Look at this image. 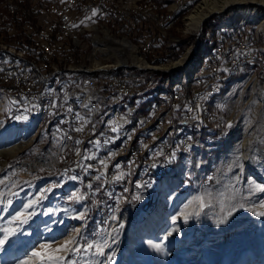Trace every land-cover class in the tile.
I'll return each instance as SVG.
<instances>
[{
    "label": "rangeland",
    "instance_id": "1",
    "mask_svg": "<svg viewBox=\"0 0 264 264\" xmlns=\"http://www.w3.org/2000/svg\"><path fill=\"white\" fill-rule=\"evenodd\" d=\"M3 1L0 0V4ZM79 2L80 0H73V3ZM195 2L193 6L190 3L188 9L182 11L185 13L177 16L175 21L170 19L166 27L161 29L159 33L163 39L160 43L163 47L168 46L169 53L171 50L175 53L179 52L174 54V60L185 58L183 67H180L182 69L175 70L171 74L166 70L168 75L155 69V71H152L154 83L149 86V91L136 90L134 91V98L122 101L118 98L117 101H106L104 98H98L95 105H92L93 113L85 110L82 104L79 103V106L82 107L80 117L82 113L91 116L94 114V116L101 117V119L98 118V120L100 119L99 122L94 121L102 125V116H105L106 119L109 110L105 111V108H110V105L117 102L116 105H121L119 115L122 118L132 119L130 116L131 108L128 104L131 101L139 103L140 101H148L147 114L152 109V103L158 101V97L163 100L169 99V95L164 92L156 95V92L165 90L162 88L164 73L168 77L174 76V79H179L183 73H187L188 68L198 61L199 51H202L203 48H206L205 53L210 51L218 41V34L231 37V33L244 30L245 34H249L250 40L253 39L251 42L258 44V47H254L250 51L253 56L259 59H255L252 63L248 62V69L240 77L236 79L226 78L220 94L204 96L213 106L217 104L220 110L224 111L228 121L232 122L229 131H223L220 137L214 136L213 132L209 130L203 131L200 135H191L189 140L198 141L205 145L204 151H206V154L191 155L187 160H183L184 162L179 161V159L174 160L171 168L174 170L166 171V174L162 171L157 178H154L152 174V171L156 169H147V166L144 165L145 175L151 176L147 178L143 173H140L148 179L146 185L149 188V200L145 201L142 208L136 210L133 205L126 202V197H123L125 194L123 186H115V183L105 184L103 186L105 192L116 197L114 202L115 211L119 217H115L108 214V210L104 209L110 208L109 203H106L105 200L101 202V205H97L99 206L98 211L93 212L97 202L95 199L98 195L97 191H91L84 187L83 200L75 201L77 203L69 201L65 191L68 189V185L72 183L76 184L77 187L83 185L87 187L88 185L84 176L80 173L73 174L68 169L69 177H76L68 180L66 173L48 174L44 167L40 168L37 175L34 174L33 168L39 163L33 167H26L25 164L33 162L34 155L50 158L42 157L36 162L46 160L52 165L58 159L60 163H64L63 160H69L68 151L73 150V142L66 135L67 133H63L66 149L60 151L51 142L50 137H46L43 121L41 119V122L39 119L40 113L35 115L29 113L27 117H24L23 114L19 116L15 107L21 104L6 96L9 100L7 106L6 98L1 99L4 92L2 93V90H0V102L4 100L3 105L0 106V181H2L0 183V201H3V203H0V229L5 227L17 229L13 235L7 238L5 244L0 245V264H3L4 261L7 264H19L21 260L30 257L34 251H40L42 256L64 255L67 264H230V262H232L231 264H264V260L261 259L263 256L262 245L264 244V215H260V213H264V179L249 178L243 170L247 159L261 158L258 168L264 176V24L261 26L260 22L261 20L264 21V14L255 16L257 18L253 16L247 18V13L255 4H248L247 2L242 7L234 4V6L228 7L222 12L211 14L203 19L202 22H205L202 29L201 27L188 29L187 17L201 0ZM33 3L34 0H25L23 4L16 7L17 12L9 13V23L15 22V19L22 26L31 28V31L25 30L28 34L33 35L32 40L35 38L34 34L40 33V27L42 31L48 29L43 22V19L46 18L45 12V15L40 12L35 15L27 13L23 17L21 16L22 13L19 11H23V5H28V7H25L27 11ZM176 3L177 0H173L168 6L161 8L163 3L159 0H137L136 2L135 0L133 2H130V0H123V2L108 0L106 7L108 9L107 13H114V6L117 10H121L117 14L146 13V16L149 17L144 20L142 31L145 30L144 28H148L151 29L148 30L151 33L154 30L159 13L161 17L169 16L170 18L180 12H171ZM127 4H130V6L127 7ZM3 9L4 7L1 5L0 14ZM43 9L48 10V4ZM102 18L101 15L90 16L88 18V21H91L88 23L89 26L79 30V33L60 32L59 40L65 49L74 46L76 50H83L90 44V50L93 54L77 55V53H70L63 60L55 57L47 62V66L42 71L51 73L53 71L52 66H64L65 59L66 65H83L88 70L92 69L91 65H93L95 59H99L102 64L106 62L108 64L113 63V57L108 55L109 50L104 51V47L110 45L111 48L113 46L109 41H104V31L107 30L110 38L113 36L116 42L123 38L130 41L132 32H125V27L122 28L119 23L112 24L108 22L107 26L100 27L99 25H103ZM179 18L181 23L177 24ZM26 22H28V25L25 24ZM90 26L91 29H89ZM106 27L108 29H105ZM57 31H59L58 27L55 33ZM3 42L5 41H3L0 34V43ZM141 44H143V51H147V46L151 47L150 41H141ZM179 44H181V47L177 50L176 47ZM122 49L125 50L124 47ZM122 51L119 50V52ZM141 56L147 65L152 64L158 58L153 60L151 55ZM171 61L173 60L171 59ZM155 65L151 67H155ZM135 67L142 68L138 65H135ZM62 78L72 84V77ZM56 82L57 79L45 81L43 86L44 88L57 89ZM186 83H190L188 86L183 85L186 89L194 88L191 86L189 78ZM227 85L231 86L228 91H225L224 86ZM167 103L169 104L167 111H172L173 107L170 108V102L167 101ZM21 106L23 107V105ZM95 106L99 112H94ZM22 109L26 111L25 108ZM27 112L30 111L27 110ZM163 115L165 114L161 116ZM152 116L154 117V115ZM150 117V114H147V121ZM48 121L49 127L59 126V121H56V119H48ZM171 123L170 116L168 123L164 121V124L160 125L161 145H177L183 142L182 137L179 136L175 128L171 129ZM125 124L128 123L125 122ZM113 129V126L102 127V134L108 130L114 133ZM85 130L94 131V127H85ZM141 133L143 135L141 139H146L148 133H153V129L151 127L143 128ZM115 134L113 140L110 138L107 140L110 143L104 148H102V141H93L90 145V152L94 151L95 156L96 153H99L97 158H103L104 155H113L112 153L115 152L113 149L117 146L115 144L118 143L119 139H122V136H127L124 133ZM128 139L127 151L117 157V162L121 161L120 170L123 177L134 179L139 173L134 167L135 149H129V146H132V140L131 138ZM195 142H190L187 148L181 151L184 158H186L188 151ZM161 145L158 142L151 143L150 153H160ZM17 147L19 148L17 149ZM139 147V155H146V145H139ZM12 148H16V150L11 153ZM126 155L129 158L123 164ZM193 158L194 160H192ZM211 158L213 160L212 168L208 173L203 167L196 169L192 166V162L195 160ZM160 163L162 162L155 163V166ZM181 168L183 171L190 170L188 176L185 173V178L182 176L175 177L178 174L174 171ZM111 169L119 173L118 165L109 164V173L110 171L114 173ZM160 170L164 169L161 168ZM201 173L206 174L202 177L201 187H190L192 183L189 184V182L190 179H193V175H200ZM55 180H62L65 183H54ZM163 181H166L169 198L167 206L158 211L159 200L164 192ZM177 183L180 184L178 187ZM49 188H51V191H45ZM117 188L119 189L117 190ZM102 189H100L101 194L104 195ZM41 192L45 193L43 198L40 197ZM198 196L204 197V206L196 201L195 198ZM34 199H39L40 203L28 210L34 212L28 223L19 225V227L15 224L9 225L8 222L12 217L18 211L23 210L22 206ZM8 200L12 201L10 205L7 203ZM167 208H170V216L166 215ZM242 208L249 210L246 216L239 214L238 211ZM81 213L86 216L85 220L76 218ZM182 213L187 214L188 218L185 219L181 215ZM108 215L109 218H107ZM103 218L105 223L102 222ZM36 225L40 233L34 234L33 227ZM77 230L79 231L78 239L82 246L89 241L99 243L106 241L107 247L104 249V255L97 256L94 254L95 250L85 252L83 249L78 254L56 252V247L63 244ZM45 231H48V233L44 235ZM3 235V232H0V238H3ZM183 237H185L186 243L181 248L179 240ZM44 244L51 245V248H41ZM156 245L160 247L158 248ZM108 256H112L111 261H108ZM33 259L35 264H40L38 257Z\"/></svg>",
    "mask_w": 264,
    "mask_h": 264
},
{
    "label": "built area",
    "instance_id": "2",
    "mask_svg": "<svg viewBox=\"0 0 264 264\" xmlns=\"http://www.w3.org/2000/svg\"><path fill=\"white\" fill-rule=\"evenodd\" d=\"M43 1L48 3V10H38L35 4H33L30 10L19 12L29 14H33V11L45 12L46 19L49 20V27H58L59 32L79 33V30L89 26L88 17L90 16H104V23L99 26H106L108 18L116 16V14L121 11L116 10V6H114V13H107L106 6L108 5V0H80V3H73V0ZM187 1L189 0H179V6H184ZM164 5L165 4H162L161 8H163ZM17 11L16 8H12V1L10 0V5L4 8L3 12L0 14L1 31L8 32L7 29L18 27L19 29L30 30L20 23H9L7 13ZM147 16L145 13L142 17L132 16L131 20L119 22V25L129 24L132 27V38L129 43L133 44V53L146 56L157 55L158 57L169 54L168 46L163 47L161 43L157 42L158 33L165 27L164 25L169 19V17H161L160 13L157 15V22L154 25V30L150 34L149 41L151 42V49L143 51V44L140 43V32ZM204 22L205 21L201 23V28ZM39 30L42 32V28H39ZM34 36L38 40V34H34ZM218 40L221 42V49L218 53H213L210 65L202 69V75L193 89L180 90L179 86L170 87V89L174 91V101L171 103L173 111H164L162 103H157L158 108L150 109V112L147 113H154V120L147 121V114H140L138 112L137 104L142 103L133 101V103L128 104L131 108L130 116L136 115V123L124 124L119 114L113 116V119H105L104 116H102V125H95L94 131L85 130L82 117H80L79 103H85L86 97H105L106 100L117 101V96L113 92V86L117 85H120L122 87V92L125 93L133 92L134 90H144L147 92L149 86L154 83L152 71L155 70H142L123 62V64L115 67L116 77H106L105 74L93 75L92 72H72V68L51 73L42 71L43 62H46L51 56H67L70 53H77V55L93 54L92 50H90L89 43L83 50H75L73 46L69 48L67 52L55 53L54 44L60 43L58 41V34H56L54 37L47 38V40H38L39 48L32 49V52L43 51V58H40L39 62L31 63L26 61L27 67H19V64L11 63L12 74L2 75L0 68V77L6 76V78L15 79V85L3 84L14 97L23 96L25 98L28 111L33 112L39 104L47 105L48 113L43 119L46 137H50L51 142L55 144L60 151L61 149H65L66 143L63 141V133H71L73 150L68 151V158L70 159V156L73 155L75 158H79L83 161L81 169L85 179L88 180V186L93 187L92 189L95 191H99L95 186L100 189V187H103L107 183H115V186L122 185L126 193V202L133 205L137 210L139 207L145 205V201L149 200V188H146L147 179L141 174H137L136 179L124 178L120 171L121 161L117 162L116 157V154H119V150L113 155H104L103 158H97L95 157V152H90V145L92 141H103V146L109 144L110 142L106 141V135L102 134V127L113 126L115 129L114 133H127L128 138H131L132 146H129V149H135L136 165L146 164L147 167H155V162H162L164 166H168L173 160H177V153L186 147L188 142L195 141H183L177 145H161V114L169 113L171 115L173 128L176 124L193 123L198 127L201 126L202 130H210L213 132L214 136H221L223 131H229L232 122L228 121V118L224 115V111L220 110L217 104H214L215 108L212 117L204 118L201 103L204 100V96L207 95L208 90L217 89L221 83H224V79L227 76H230L234 71H238V63L254 61V59L259 58L251 54L249 34H245L244 30L231 33V39L228 41H223L221 38H218ZM12 42L16 43L17 50L7 51L2 49L6 51V57H8V54L18 55V48L31 49V47L26 46V43L22 41V39H18V36H13ZM122 55L123 53L117 52V56ZM19 59L26 60V58L22 56H19ZM19 68H26V75L18 76ZM35 69L39 75L40 83L32 84L28 78V71ZM68 76L72 77V84L64 85L62 77ZM52 79H57V89H52L51 92H43L42 84ZM86 109L91 110L93 113V109H91L88 104H86ZM108 109L110 108H105V111ZM53 118H59V126L48 127V119ZM150 127L153 129V138L138 139V132L143 128ZM79 128L83 130L77 131ZM151 142L160 143V153H150ZM139 145H146V155H138ZM33 157V162L38 161V159L42 157L48 158L40 155H34ZM67 161L68 160H63L64 163H67ZM101 161L104 163L102 164ZM61 164L62 163H60L58 159L57 162L54 164L52 163V165L39 163L33 168V173L37 175L40 168L44 167L48 174L66 173L68 175V180H71L72 177H69L68 168L65 167L60 169ZM109 164H117L119 166V173H109ZM118 176H122V178L116 179ZM53 182L61 183L63 181L55 180ZM115 198L113 194H104L102 201H109L110 208H104L108 210V214L119 217L116 215L115 211ZM107 218H109V215Z\"/></svg>",
    "mask_w": 264,
    "mask_h": 264
},
{
    "label": "bare ground",
    "instance_id": "3",
    "mask_svg": "<svg viewBox=\"0 0 264 264\" xmlns=\"http://www.w3.org/2000/svg\"><path fill=\"white\" fill-rule=\"evenodd\" d=\"M11 1H12V8H16L17 6L23 4V2H24V0H11ZM194 1H199V0H189V1L186 2V4L184 6L181 7V6H179V0H177V3L174 4L173 11H171V12H174V11H180V12L186 11L188 9V5L190 3H192V2H194ZM130 2H133V0H130ZM247 2H248V4H250V3L251 4H255L251 8L250 12L247 13V15H246L247 18H249L251 16L255 17V16H260V15L264 14V0H201V2H199L197 5H195V7L192 10L191 14L187 17L188 29H191V28L198 29L202 25L201 24L202 20L207 18V17H209L211 14L222 12V11L226 10L228 7L234 6V4H237L240 7H242L243 4H246ZM33 4H35V7L38 10H44L43 8L45 7V5L43 4V0H34ZM33 4H31V5H33ZM1 5H2V7L6 8L7 6L10 5V0H4L2 2V4H0V6ZM126 6L127 7L130 6V4H127ZM163 8H165V7L163 6ZM30 9H31V6H30L29 10ZM116 10H117V8H116ZM23 11H26L25 7H23ZM106 11H108L107 7H106ZM13 13H15V12H13ZM37 13H40V11H33L34 15L37 14ZM42 13L44 14V12H42ZM22 14H21V16L23 17L27 13H22ZM7 15H8V20H9V13H7ZM121 16H123V15H121ZM147 17H149V16H147ZM115 18H116V16H115ZM255 18H257V17H255ZM108 19H110V18H108ZM43 22H44V24L47 25L48 29H47V31H42V32H40L38 34V40H47V38L54 37L56 34H58V41L60 42V40H59L60 32L57 31L55 33V30H56L57 27H49V20H47L46 18L43 19ZM260 22H261V26H262L264 24V21L261 20ZM25 24L28 25V22H26ZM167 24H168V22H166L164 26L166 27ZM87 27H85V28H87ZM100 27H105V26H100ZM85 28H83V29H85ZM29 29H31V28H29ZM105 29H108V27H106ZM22 30H24V29H22ZM7 31H8V29H7ZM2 32H5V31H2ZM2 32H1V29H0V34ZM6 33H8V32H6ZM104 33H105V37H104L105 40L104 41L105 42L109 41L111 44H113V46L111 48H110V45L104 47V51L106 52L107 50H109L108 55L109 56L111 55V57H113V63L108 64L106 62V63L102 64L99 61V59H95L93 61V65H91L92 69L88 70L83 65L82 66H79V65H74V66L73 65H66L67 63H66V59H65L64 66L54 65V66H52V68H53L52 72H57V71H60V70H67V69L72 68V72H83V73L84 72H92L93 75L105 74L106 77H116L115 76V67L117 65L123 64V62H126L127 64H129L130 61H132V63H130V64H132L134 66L138 65V66L142 67L141 69H143V68L145 70H148V69L155 70L156 69L157 71L160 70L161 72H165L166 74L168 73V72H166V70L169 71L170 74H171L173 71L178 70V69H182L180 67H183V63H184L185 58L174 60V59H172V57L165 56V55H169V54H164V55H162L160 57H158L157 55H151L153 60H155L157 57L158 58L152 64L147 65L144 62L143 57L140 54L133 53V44L132 43L130 44L129 40H126V38H123L122 40L120 39V40H117V42H116L115 39H113L114 38L113 36L110 38V36L108 35V31L107 30H105ZM218 37L221 38V40H223V41H228V40L231 39V37H225L224 35H221V34H218ZM249 39H250V37H249ZM38 40L35 37L34 40H32V42H30L31 44L27 45V43H26V46L31 47V49H29V48H18V55L8 54V57H6V51H4L2 49H5L7 51H16L17 50L16 45H14V44H6L5 42L0 43V61H1L0 62V68H1L2 75L3 74L4 75H11L12 74L11 63L19 64V67H27L26 61L31 62V63L39 62V59L43 58V51H34V52H32V49L39 48ZM252 40L253 39L250 40V50L252 48H254V47H258V44H255L254 42H251ZM157 42H158V39H157ZM140 43H141V40H140ZM97 44L99 45V43H97ZM54 45H55V53H64V52H67V50H68L67 48L65 49V47L62 46L61 42L60 43H56ZM122 47H124L125 50L122 49ZM150 49H151V47L147 46V51L150 50ZM220 49H221V42L219 40L212 46V48L210 49L209 52L205 53L206 48L205 49L203 48V50L199 51V53H198L199 54L198 61L193 66L188 68L187 69V73H183L179 79H174L173 78L174 76L168 77L167 76L168 74L166 75L164 73L163 77L167 76V78L164 79V81H162V86H163L162 88L165 89V90L164 91H160V92H156V95H158L161 92H164L165 94L169 95V99L163 100L162 98L158 97V101L152 103V105H151L152 109L158 108L157 107V103H162V107L164 106L163 107L164 111H167L169 109V104L167 103V101L170 102V104L173 103V101H174V91L171 90L170 87H178L179 86L180 90L181 89H186V87H184L183 85L188 86V84H190V83H186V80H188V78L191 81V86L195 87L197 85V83H198V80L200 79V77L202 75V69L205 66L210 65L211 58L213 57L212 56L213 53H218ZM119 50L120 51L124 50L126 52L122 51L121 53H123V55L122 56H117V54H115V53L119 52ZM72 54H74V53H72ZM19 56H22V57L26 58V60L25 59H19ZM55 57L56 58L59 57L60 59L62 58V60H63V58H65L67 56H51V58H49L46 62H43L42 70L47 66V62L49 60L54 59ZM171 59L173 61H171ZM168 60L171 61V62H169ZM248 62L252 63L254 61H245V62L238 63V71H234V73H232L230 76H227L226 78H231L233 74H236L237 72H242V71L247 70L248 69ZM152 65H155V67H151ZM93 69H101V70H93ZM19 75H26V68H19L18 69V76ZM152 75H153V72H152ZM68 77H71V76H68ZM28 78L30 79V82L32 84L40 83V78H39V75H38L36 69L28 71ZM225 79H224V81H225ZM52 80H54V79H52ZM48 81H51V80H48ZM3 83H7V85H15V79L14 78H6V76L0 77V90H2V92H4L7 96L11 97L14 101H17L18 103H20L21 105H23L25 107L28 106L26 101H25V98L23 96L14 97L11 94V92L6 89V86ZM44 83L42 84V91L43 92H51L50 90L52 89V87L44 88V86H43ZM223 85H224V83H221L217 87V89L208 90L207 91V95L220 94V92L223 90ZM191 89H193V88H191ZM134 91H136V90H134ZM134 91L125 93V92H122V87L120 85L113 86V92L115 93L117 98L120 99L121 101L124 100V99L134 98L135 97ZM147 91H149V88H148ZM101 98H104L106 100L105 97H101ZM96 101H98V98L86 97V102L85 103H81V104H82V106L84 107L85 110H87L86 109V104H88L89 107L91 109H93L92 105H95ZM3 102H4V100H1L0 106L3 105ZM116 103L117 102H115L114 104L110 105L111 107L108 110L106 119H109V118L113 119V116H117V114H119V109H120L121 105L120 104L116 105ZM201 105H202L203 117L204 118H211L212 114H213V111H214V108H215V105L213 106V104L209 103V101H207L205 98L202 101ZM137 107H138V105H137ZM172 107L173 106L171 104L170 108H172ZM79 109H82V107L79 106ZM94 109H95L94 112L96 113L98 111V108H96V106H95ZM87 111H91V110H87ZM32 113H33V115H35L36 113H40L39 119H40V121H41V119L43 121L42 116L44 117L48 113L47 105L46 104H39V106L36 108V110H34ZM168 114L169 113H166L165 115L160 117V125L164 124V121L166 123H168V119L171 116L170 114L169 115ZM152 115H154V113H150V116L152 118L150 117L149 121L150 120H154V117ZM134 116H136V115H134ZM104 118H105V116H104ZM54 119L55 118H53L52 120H54ZM56 121H59V118H56ZM122 121H124V124H125V122L128 123V124L136 123L135 118L133 120V119H127L126 117H124V118H122ZM103 127H108V126H103ZM174 128L178 132L179 136L182 137L183 141H188L190 139L191 135H193V134L200 135V134H202L203 131H205V130H202L201 126L198 127V126H196L193 123L176 124ZM144 129H146V128H144ZM171 129H173V127ZM118 133H123V132H118ZM125 134H127V133H124V135ZM66 135L69 137V139H71V133L70 132L67 133ZM104 135H106V141L109 140V138L111 140H113V138L116 136L115 133H113L112 131H109V130L106 131V133H104ZM110 135H115V136H110ZM142 137H143V135H142L141 130H140L138 132V139H141ZM216 137H220V136H216ZM121 138L122 139H119L118 143L115 144L117 146L114 147V149H113L115 152L112 153V154L117 153L118 150H119V154H116V157H118L121 154H124L127 151L126 147H127V143H128V140H129L128 139V135L125 136V137L122 136ZM160 138H161V136H160ZM151 143H157V142H151ZM189 143L190 142H188V144ZM91 145H92V143H91ZM106 145H108V144H105V146H103V141H102V148L106 147ZM18 148L19 147H17V149ZM139 148L140 147L138 146V149ZM185 148H187V146L184 147L183 149H185ZM65 149H66V143H65ZM15 150H16V148H12V150H10V152L12 153ZM181 151H179V152H181ZM138 155H139V153H138ZM177 155H178V153H177ZM128 158H129L128 155H126L123 164L125 163V161H128ZM260 160H261V158H258V159L249 158V159H247L246 163H245V167L243 169L244 170V174L246 176H248L249 178L250 177H252V178L257 177L258 180L259 179H264V176H262V174L260 172V169L258 168L259 164L261 162ZM37 163H43V164H46V165H50V163H48V161H46V160L39 161V162H30V163L25 164V165H26V167H28V166L29 167H33V166H36ZM155 163H158V162H155ZM144 165H146V164H137L136 165V160L134 161V167L138 171V173L139 174L143 173L144 176H146L147 178H150L148 174L145 175V169L143 168ZM160 167L162 169H164V164L160 163L158 166H155V167L152 166V167H146V168L147 169H155V168L158 169ZM111 170L114 173H116V170H114V169H111ZM118 170H119V166H118ZM184 171H186V170H184ZM108 172H109V170H108ZM110 173H112V172L110 171ZM160 173H162V172H160ZM160 173H158V175H160ZM68 174H69V172H68ZM136 178H137V176H136ZM136 178H134V179H136ZM147 181H148V179H147ZM175 181H176V179L174 180V182ZM162 185H163V188H164V192L161 195L160 200H159L160 201V205H159L158 211H159V209H163V208H165L167 206L166 204L168 203V198H169V191H168V188H167V185H166V181L165 182L163 181ZM120 186H122V185H120ZM146 188H147V185H146ZM125 195H126V193H125ZM107 203H109V201ZM114 205H115V203H114ZM142 207L143 206H141L139 208H142ZM166 211H167L166 215L170 216V214H171L170 208H167ZM248 211L249 210L247 208H242L238 212L242 216L243 215L246 216ZM38 231H39V228L37 227V225L34 226L33 227V233L34 234L40 233ZM47 233H48V231L47 232L45 231L43 234L45 235ZM185 243H186L185 237H183V238H181L179 240V245L181 246V248L185 245ZM262 247H263V251H262L263 256H262L261 259L264 260V244L262 245ZM221 257H223V256H221ZM231 263L232 262H230V264ZM3 264H7V262L4 261Z\"/></svg>",
    "mask_w": 264,
    "mask_h": 264
},
{
    "label": "snow or ice",
    "instance_id": "4",
    "mask_svg": "<svg viewBox=\"0 0 264 264\" xmlns=\"http://www.w3.org/2000/svg\"><path fill=\"white\" fill-rule=\"evenodd\" d=\"M18 119L20 117H17ZM82 128L77 129V131H82ZM115 131V129H113ZM174 158V157H173ZM103 164L104 162L101 161ZM76 177H72V179H75ZM99 178V177H98ZM122 176L116 177V179H121ZM2 183V181H0ZM45 191H51V188L46 189ZM44 192H41L40 197H44ZM70 200L73 201H78L84 199L82 195H77L73 194L69 197ZM196 201H199L201 206H204V197L203 196H198L195 198ZM0 203H3V201H0ZM7 203L10 205L12 203L11 200H8ZM40 203L39 199H34L29 201L28 203L24 204L23 210L18 211L16 215L12 217V219L8 222L9 225L15 224L17 227L22 224L28 223V220L34 215V212L28 211L29 209H32L35 205H38ZM181 215L184 216L185 219H187V214L182 213ZM260 215H264V213H260ZM77 219L80 220H85L86 216L81 213L79 216L76 217ZM16 228L12 227H5L0 229V232H3V238H0V245H3L7 242V238L11 235H13L16 232ZM79 237V231L70 236L67 240L63 242V244L58 245L56 247V252L58 253H66V252H71V253H80L81 250L83 249L85 252H91L92 250H95V255L97 256H103L104 255V249L107 247V242L105 241L104 243H99L96 241H89L85 242V244L82 246L80 244V241L78 239ZM156 247H160L159 245H156ZM43 249H49L51 248V245L44 244L41 246ZM39 258L40 259V264H67L66 258L64 255H41L40 251H34L30 257L21 260L19 264H35V261L33 258ZM108 261H111L112 256L107 257Z\"/></svg>",
    "mask_w": 264,
    "mask_h": 264
},
{
    "label": "crops",
    "instance_id": "5",
    "mask_svg": "<svg viewBox=\"0 0 264 264\" xmlns=\"http://www.w3.org/2000/svg\"><path fill=\"white\" fill-rule=\"evenodd\" d=\"M117 1H119V2H123V0H117ZM137 0H135V2H136ZM163 4H165L164 5V7H166V6H168L169 4H167V3H164V2H162ZM89 22H91V21H88V23ZM89 29H91V26L89 27ZM70 81H65V80H63V84H65V85H68V84H71V83H69ZM56 84H57V82H56ZM3 93V92H2ZM5 95V96H4ZM4 95L3 96H1V99H4V98H6V100H7V103H6V105L8 106V104H9V100H8V98L6 97L7 95L4 93ZM16 109H17V112H18V115L20 116V115H22L23 114V116L24 117H27V116H29L28 114L30 113V114H33L32 112H27V110H28V106L27 107H25V106H21V105H16V107H15ZM22 108H25L26 109V111H23V109ZM81 117H82V120H83V123H84V125H85V127H94L95 125H99L96 121H98L99 122V120L101 119V117H97V116H91V115H87V114H83L82 113V115H81ZM31 118H33V117H31ZM35 118V117H34ZM45 118V116L43 117V119ZM98 118H100L99 120H98ZM94 120H96V121H94ZM49 122V121H48ZM103 133V132H102ZM151 138H153V133H148L147 134V136H146V139H151ZM199 146V148H197ZM204 144L203 143H201V142H198V141H196L194 144H193V146L190 148V151H188V154H187V156H186V158H184L183 157V152H181V153H178V155H177V159H179V161H183V160H187L188 158H190L191 157V155H197L198 153L199 154H202V155H205L206 154V151H204ZM195 150H198V151H195ZM193 154H192V153ZM198 158V157H197ZM196 159V158H195ZM192 160H194V158L192 159ZM212 158L211 159H207V160H203V159H200V160H195L194 162H192V166H193V168H196V169H200V168H204L206 171H207V173L211 170V168H212ZM174 162V161H173ZM170 163L168 166H164V170H160L161 168H159L158 170H153L152 171V174L154 175V178H157L158 176V173H160V172H162V171H164V173L167 171H169V170H174V169H171L172 167H173V164L174 163ZM184 162V161H183ZM181 163V162H180ZM155 169H157V168H155ZM190 171V170H189ZM188 170L186 171V172H184L183 170H182V168L181 169H179L178 171H174V173L175 172H177V174L178 175H175V177H180V176H182L183 178H185L186 177V175L188 176V172H189ZM182 172V173H181ZM171 173V172H170ZM173 173V172H172ZM185 173H186V175H185ZM166 174V173H165ZM168 174V173H167ZM181 174H183V175H181ZM185 175V176H184ZM151 175H149V177H150ZM204 176H206V174H200V175H197V174H194L193 175V179H190V182H189V184L190 183H192V185L190 186V187H195V188H199V187H201V183H202V177H204ZM191 181H194V182H191ZM181 182V181H180ZM179 182V183H180ZM63 183H65V182H63ZM179 183H177V187L180 185ZM68 184V183H67ZM73 184V183H72ZM68 185L69 187H67L68 189H66L65 191H66V195H67V198L68 197H70L71 195H73V194H80V195H82L83 197H84V187L85 188H88V189H90L91 191H95V190H93L92 188L93 187H90V186H88L87 185V187H86V185H83V186H81V187H77V185L76 184H73V185ZM95 188H97L99 191H97L98 193V195L95 197V199H96V205H95V208H94V210H93V212H95V211H98V209H99V206H97V205H100L101 204V202H102V197H101V191H100V189L98 188V187H96L95 186ZM184 188V187H183ZM182 188V190H184ZM121 194V193H120ZM94 197V196H93ZM123 197H126V195L124 194L123 195ZM83 200V199H82ZM69 201L72 203V202H75V201H73V200H70L69 199ZM80 201V200H79ZM78 202V201H77ZM77 202H75V203H77ZM102 222H104V218L102 219ZM102 222H99V223H102ZM105 223V222H104Z\"/></svg>",
    "mask_w": 264,
    "mask_h": 264
},
{
    "label": "trees",
    "instance_id": "6",
    "mask_svg": "<svg viewBox=\"0 0 264 264\" xmlns=\"http://www.w3.org/2000/svg\"><path fill=\"white\" fill-rule=\"evenodd\" d=\"M25 1V0H24ZM85 1V0H84ZM173 0H159V2H164V3H167V4H169V3H171ZM80 3V2H79ZM196 2L194 1V2H192L191 3V6H193L194 4H195ZM43 4L44 5H47L48 3H46L45 1H43ZM23 7H28V5L27 4H24L23 5ZM108 13H113V12H108ZM167 13V12H166ZM183 13H185V12H179V13H177V14H175V15H173V16H171L170 18H169V20L171 19V20H174L175 21V19L177 18V16H180V15H182ZM121 15H123V16H121ZM167 15V14H166ZM132 16H134V17H142L143 16V14L141 13V12H138L137 14H134V13H121V14H117L116 15V18H115V16L114 17H110V19H108L107 20V23L108 22H111L112 24H114V23H119V22H126L127 20H131V17ZM166 17H169V16H166ZM11 18H13V17H11ZM14 19V18H13ZM9 20H10V17H9ZM168 20V21H169ZM14 21L15 22H13V23H18L15 19H14ZM103 23H104V16H103V18H102V20H101ZM179 23H181V19L179 18L178 20H177V24H179ZM123 27H125V29H124V31L125 32H127V33H129V31H130V33L132 32V27H131V25H122V28ZM145 30L144 31H142L141 33H140V40L141 41H149L150 40V34L152 33H150V31H148V30H151V29H148V28H144ZM237 29H240V28H237ZM122 31V30H121ZM2 32V31H1ZM161 34H159L158 33V35H157V39H158V43H160V42H162L163 41V39L161 38V36H160ZM13 36H18V39H22V41H24L25 43H27V44H31L30 42H31V40H32V38H33V35L32 34H28L27 32H26V30L24 29V30H22V29H19V28H13L12 30H8V33H6V32H2L1 33V37H2V39H3V41H5V42H7L6 44H14V45H16V43L15 42H12V40H13ZM178 47V48H177ZM176 47V49L177 50H179L180 49V47H181V44H179V46H177ZM75 50H76V48H74ZM172 51V50H171ZM170 51V53H169V56L170 57H172V59H174V57H175V55L174 54H178L179 52H174V51H172L171 52ZM178 59V58H177ZM242 73H244V71H242V72H239V73H237L236 75H232V79H236L237 77H240L241 75H242ZM165 78V77H164ZM164 78H163V80L162 81H164ZM230 86L231 85H227L226 87H224L225 88V91H228L229 89H230ZM131 103H133V101L131 102ZM139 103V102H138ZM140 103H142V104H137L138 105V112L140 113V114H146V111H147V107L149 106V104H148V101H140ZM131 118L134 120V118H135V120H136V116H131ZM56 119V118H55ZM113 136H115V135H113ZM97 156H99V153H96V157ZM83 166V161L81 160V159H79V158H75L73 155H71L70 156V159L67 161V163H62L61 164V167H60V169H63V168H65V167H67L69 170H70V172H72V173H76V172H78V173H80L82 176H84L83 174H82V169H81V167ZM58 174V173H57ZM84 178H85V176H84ZM86 182L88 183V181L86 180ZM98 185V184H97ZM118 187H121V186H118ZM103 189H104V187H102ZM101 187H100V189H102ZM103 189H102V192H104V194H107V193H105V189H104V191H103ZM119 188H117V190H118ZM116 190V191H117ZM122 190V189H121ZM115 191V192H116ZM120 192V191H119ZM101 197H103V195H101ZM106 201V203L108 202L107 200H105ZM107 205V204H106Z\"/></svg>",
    "mask_w": 264,
    "mask_h": 264
}]
</instances>
